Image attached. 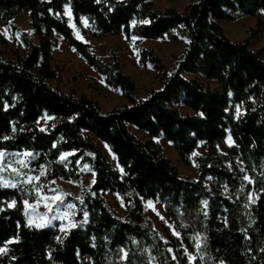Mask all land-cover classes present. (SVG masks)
I'll use <instances>...</instances> for the list:
<instances>
[{"label": "trees", "instance_id": "16d2710c", "mask_svg": "<svg viewBox=\"0 0 264 264\" xmlns=\"http://www.w3.org/2000/svg\"><path fill=\"white\" fill-rule=\"evenodd\" d=\"M157 1L0 0L1 24L28 14L36 34H21L25 53L15 59L0 49V149L29 152L30 167L43 182L81 184L78 161L88 162L94 175L91 186L72 199L75 226L64 234L28 224L23 201L34 199L37 184L0 187V247L6 248L0 264H264V47H250L264 33V0H194L182 11H160ZM66 4L90 37L183 39V51L166 70L152 52L139 49L140 63L152 64L162 76L158 89L137 98L118 61L109 65L74 36L62 17ZM238 15L256 19L242 42L229 39L222 25ZM57 34L127 104L103 112L85 96L52 87L48 81L60 80L53 65ZM198 74L218 87L186 77ZM44 117L50 121L42 129ZM229 135L232 146L226 144ZM92 138L109 148L117 167ZM154 138L172 143L187 165L201 144L197 176L181 175ZM103 193L121 201L122 214ZM149 201L163 204L179 235L167 229L168 242L160 238L143 216Z\"/></svg>", "mask_w": 264, "mask_h": 264}, {"label": "rangeland", "instance_id": "374dc122", "mask_svg": "<svg viewBox=\"0 0 264 264\" xmlns=\"http://www.w3.org/2000/svg\"><path fill=\"white\" fill-rule=\"evenodd\" d=\"M42 1L48 2L50 0ZM193 1L194 0H158L156 5L160 11H164L167 8H175L178 11H182L188 3ZM56 16L60 17L58 14ZM62 17L67 20L68 25L73 30L74 36L78 40L88 44L92 53L97 57L111 66H113L114 61L119 62L122 72L134 82L135 96L137 98H145L151 90L158 89L161 84L162 76L152 64L142 65L140 63L139 49L145 48L152 52L154 56L161 61L165 69L170 70L172 61L182 53L185 44L183 39L177 41L167 38L161 40H141L134 37L126 38L124 35L107 36L99 39L90 37L84 34L74 22L69 4L64 6ZM84 25H86L85 22ZM255 27L256 19L244 15H238L236 20L232 23L223 24L226 36L232 41L238 42L245 41ZM23 32H28L31 36L36 37V34L30 30L28 14L17 17L8 24L0 23V35L4 38L3 41L0 40V49L5 56L15 59L18 55H24L25 47L21 40V34ZM56 41V46L53 49V65L57 68L60 80L48 81L52 87L58 88L65 94H74L76 97L85 96L97 103L103 112H110L117 107L127 104L121 91L108 86L104 76L90 67L58 34L56 35ZM250 47L254 51L263 48L264 33L254 38L250 43ZM262 59L264 61V54L262 55ZM186 77L198 80L202 84L211 86L212 88L218 87L216 82H210L200 74L186 75ZM181 109L184 113H187L184 108ZM233 112L237 115L240 109L235 106ZM49 121L50 118L48 117L42 118L40 127L44 129ZM130 131L144 141L149 140L146 134L134 127H130ZM229 137L231 138V136L229 135L227 137L226 144L227 146H232L234 142L232 138L229 140ZM92 140L96 150L104 155L114 167H117L116 158L110 152L109 148L95 138H92ZM153 141L160 147L162 155L172 162L181 175L191 178L197 176V166L194 162V158L204 154L205 150L201 144L191 157V163L187 165L182 161L172 143L165 141L163 138H154ZM14 154L16 153H9V155H6L3 160L0 161V163L5 165V169L0 172V176L16 183L17 186L20 184H37L38 188L41 185L43 186L40 192L36 193L34 199L28 201V206H25L24 213L28 224L35 228H37L35 225L38 223L44 225L41 228L53 227L58 229L61 234L68 232L75 226V206L69 209L67 205H74L72 199L79 198L82 187H89L93 182L94 175L88 162L78 161L81 184H76L61 178L47 179V181L43 182L40 180V176L36 175L32 171V167H30V155L25 157ZM67 156L68 155H64L63 159ZM21 160L25 161L23 165L20 163ZM9 163L12 164V168L6 167ZM13 168L17 169V171L14 172L12 170ZM20 173H23V175ZM29 175L32 177H39V179H32L28 182L27 177ZM0 187L8 188L6 185ZM56 194L60 196V199L52 201V195ZM45 195H47L48 199L44 198ZM102 197L112 210L118 214H122V204L119 199L110 193H103ZM46 205H50V207ZM65 213L68 214L64 215ZM58 214L64 216V219H52V217H57ZM143 216L152 223L154 229L164 242H168L166 234L167 229L173 234H176L161 202L151 201V205L147 203ZM61 224L64 225L63 229L60 227ZM194 260L195 258L191 262Z\"/></svg>", "mask_w": 264, "mask_h": 264}, {"label": "snow or ice", "instance_id": "6c2138e0", "mask_svg": "<svg viewBox=\"0 0 264 264\" xmlns=\"http://www.w3.org/2000/svg\"><path fill=\"white\" fill-rule=\"evenodd\" d=\"M97 2H99V0H97ZM66 7H67V6H66ZM133 23H134V22H133ZM229 95H231V93H229ZM237 108L239 109V106H237ZM12 130H13V132H15V130H16L14 125H13ZM4 139H7V137H4ZM229 140H231L230 137H229ZM6 155H9V153H7V152H6L5 150H3V149H0V161H2L3 158H4ZM14 155H22V156L27 157V156L30 155V153L27 152V151H25V152L22 153V154L16 153V154H14ZM62 155H67V153H64V154H62ZM20 163L23 165V164L25 163V161L21 160ZM6 167H7V168H12V164L9 163ZM4 169H5V165H3L2 163H0V172H2ZM12 170H13L14 172L17 171V169H14V168H13ZM20 174L23 175V173H20ZM32 179H37V180H38L39 177H32V176H30V175L27 177V181H28V182H30ZM243 179H244V180H249L250 178H249L248 176H244ZM5 185L8 186V187H11V188H15V187H17V184H16V183L11 182L10 180H6L3 176H0V186H5ZM34 187H35V186H34ZM42 187H43V186L41 185L39 188H36V191L39 193V192H40V189H41ZM44 198H45V199H48L47 195H45ZM51 199H52V201H56V200H59V199H60V196H59L58 194H56V195H52ZM23 203H24V205H25L26 207H27L28 204H29V202H28L27 199H25V200L23 201ZM148 203H149V205H151V201H149ZM201 203H203V204L206 205V204H207V201H201ZM15 204H16V201H15V199H13L11 202L8 203V207L11 208V207H13ZM46 206L50 207V205H46ZM67 207H68L69 209H71V208L74 207V205H72V204H68ZM2 210H3V208L0 207V211H2ZM67 214H68V213H65L64 215H67ZM84 215L87 216L88 213L85 212ZM205 215H206V214H205ZM56 218H59V219L63 220V219H64V216L58 214L57 217H52V219H56ZM49 223H50V221H49ZM70 223H71V222H70ZM35 226H36L37 228H41V227H43L44 225L38 223V224H36ZM60 227H61V229H63L64 225L61 224ZM176 235H179V233H176ZM197 247H199V245H197ZM5 251H6V248H4V247H0V253H4ZM185 251L187 252V249H185ZM122 258H127V254H125V257H122ZM173 259H176V258L173 257ZM193 259H194V257L192 256L191 253H189V254H188V260H189V261H192ZM221 264H223V262H221Z\"/></svg>", "mask_w": 264, "mask_h": 264}, {"label": "crops", "instance_id": "0c3cea01", "mask_svg": "<svg viewBox=\"0 0 264 264\" xmlns=\"http://www.w3.org/2000/svg\"><path fill=\"white\" fill-rule=\"evenodd\" d=\"M223 24H224V23H223ZM223 24H222V25H223Z\"/></svg>", "mask_w": 264, "mask_h": 264}]
</instances>
